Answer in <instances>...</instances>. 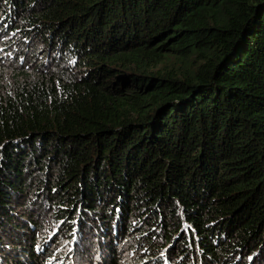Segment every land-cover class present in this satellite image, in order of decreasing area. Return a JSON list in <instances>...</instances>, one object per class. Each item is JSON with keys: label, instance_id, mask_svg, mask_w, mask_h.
<instances>
[{"label": "trees", "instance_id": "1", "mask_svg": "<svg viewBox=\"0 0 264 264\" xmlns=\"http://www.w3.org/2000/svg\"><path fill=\"white\" fill-rule=\"evenodd\" d=\"M7 71L0 264L262 263L264 0H0Z\"/></svg>", "mask_w": 264, "mask_h": 264}, {"label": "rangeland", "instance_id": "2", "mask_svg": "<svg viewBox=\"0 0 264 264\" xmlns=\"http://www.w3.org/2000/svg\"><path fill=\"white\" fill-rule=\"evenodd\" d=\"M43 49V46L42 45H40L39 46V49ZM39 58L41 57V56H48V51H44V50H42L39 54ZM52 58L53 57H55L56 56V53H53L52 55ZM44 58V57H43ZM36 61H38V60H36ZM42 61V60H41ZM43 63V62H42ZM35 65V62L34 63H32L31 64V66H34ZM11 75H12V73L10 72V71H7V72H5V74L3 73V72H0V82H1V78H2V80H3V78L5 77V78H10L11 77ZM26 203H29V201H26ZM28 209H29V211L28 212H30V215H29V217H34V218H36L38 215H39V212H37V213H35V207L34 208H32V207H29V205L28 204H26L25 205ZM28 212H27V214H28ZM48 219V218H47ZM57 224H59V223H57ZM64 225V224H63ZM56 228V225H54V226H52V229H51V231H53L54 232V229ZM57 229V228H56ZM60 230H61V228H60ZM90 230H92L93 231V234H95V230H94V226H93V229L91 228ZM161 230H159L158 228H157V230L156 231H154L153 233L154 234H157V233H159ZM64 233V232H63ZM137 233L138 232H136V233H134V232H132L130 235H129V237H128V239H132V238H136L138 235H137ZM62 234V233H61ZM60 238H58V239H56L55 240V242L56 243H58L59 245H65V243L67 242V244L65 245V246H69V243L71 244V246L73 247V245H74V237L73 236H69L68 238H63L62 236H59ZM83 240H85V237H83ZM89 242V241H88ZM96 245L98 246V244L96 243ZM144 256L146 255V254H143ZM170 255V261H172L171 262V264H174V262H173V256L171 255V254H169ZM146 257V256H145ZM164 257H166V256H164L163 255V258ZM258 258H261L262 259V263L261 262H257L256 264H264V254L263 255H259L258 257H257V259ZM164 260V259H163ZM166 261V260H165ZM165 261H164V263H165Z\"/></svg>", "mask_w": 264, "mask_h": 264}, {"label": "bare ground", "instance_id": "3", "mask_svg": "<svg viewBox=\"0 0 264 264\" xmlns=\"http://www.w3.org/2000/svg\"><path fill=\"white\" fill-rule=\"evenodd\" d=\"M170 73V72H169ZM163 78V77H162ZM190 78V77H189ZM53 81V80H52ZM74 101V100H73ZM121 102V101H120ZM5 128V127H4ZM40 165V164H39Z\"/></svg>", "mask_w": 264, "mask_h": 264}]
</instances>
